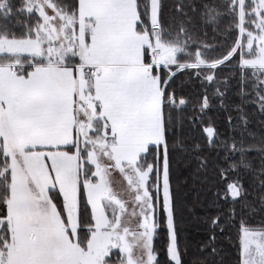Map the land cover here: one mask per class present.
<instances>
[{
	"label": "snow or ice",
	"instance_id": "6c2138e0",
	"mask_svg": "<svg viewBox=\"0 0 264 264\" xmlns=\"http://www.w3.org/2000/svg\"><path fill=\"white\" fill-rule=\"evenodd\" d=\"M174 12L166 19L162 0H0V264H160L161 219L168 264H183L178 151L205 171V150L241 155L212 167L214 227L223 203L246 195L240 169L254 147L221 139L204 116L213 99L224 106L227 66L264 114V0H181ZM225 18L232 42L217 54L198 28ZM184 73L203 89L194 101L177 81ZM235 111L233 129L248 121ZM185 122L203 143L175 134ZM237 236L236 264H264V224L241 219Z\"/></svg>",
	"mask_w": 264,
	"mask_h": 264
},
{
	"label": "trees",
	"instance_id": "16d2710c",
	"mask_svg": "<svg viewBox=\"0 0 264 264\" xmlns=\"http://www.w3.org/2000/svg\"><path fill=\"white\" fill-rule=\"evenodd\" d=\"M181 0H162L164 5L165 18L168 19L175 15V6ZM188 3L189 0H183ZM197 3H215L222 5L224 0H196ZM220 11L223 12L221 8ZM15 23V20L12 21ZM229 20L227 18L220 21L218 30L215 26L205 25L202 21L198 28L200 41L217 46V54L224 51L227 45L231 44L232 39L227 38L226 29ZM223 45V47H221ZM230 66L223 69L219 79L227 81V84L221 85V91L226 92L224 106H221L219 99H213L212 107L206 111L204 119L214 121L220 133L221 139L227 136H234L236 141H243L244 147L249 145L254 147V151L244 157L246 168L240 169L242 183L246 190L243 199L235 204L223 203L219 209L223 213V219L220 226L214 227L211 218L216 216L217 209L209 207V201L212 199L211 175L213 165L226 167L232 162H239L241 155L239 152L231 154L229 160H225L228 153L221 152L217 159L215 152L205 150L201 155H207L210 161L209 169L205 171L200 167L196 155L191 156L177 152L176 169L173 178V189H178V198L181 204L180 217L177 219V232L180 251L183 264H236L237 248L234 246L237 242V234L241 219L248 222L252 227H259L264 224V152L260 147L264 146V114H261L259 106L255 101V93L250 85L247 92L250 95H241V77L235 74ZM178 83H182L185 93L194 101L197 92H202L200 82L189 79L188 74H178ZM214 91L210 89L209 92ZM240 106L248 114V121L245 125L240 122L236 128H230L227 123L229 115L236 117V107ZM191 113V106L188 109ZM176 135L187 138L188 143H194L192 137L194 134L188 127L187 122L183 128L176 129ZM196 140L204 141L196 135ZM239 146V144H238ZM214 190V189H213ZM235 210V222L229 217V210ZM215 235L213 242L211 237ZM169 242L166 219H161L157 234L154 238V245L159 254L160 264H168L167 245ZM215 248V253L212 249ZM115 259V257L113 258Z\"/></svg>",
	"mask_w": 264,
	"mask_h": 264
},
{
	"label": "rangeland",
	"instance_id": "374dc122",
	"mask_svg": "<svg viewBox=\"0 0 264 264\" xmlns=\"http://www.w3.org/2000/svg\"><path fill=\"white\" fill-rule=\"evenodd\" d=\"M112 180H113V183H114V188L117 191H122V189L124 188L126 182H123V178L118 173V171L113 173Z\"/></svg>",
	"mask_w": 264,
	"mask_h": 264
}]
</instances>
